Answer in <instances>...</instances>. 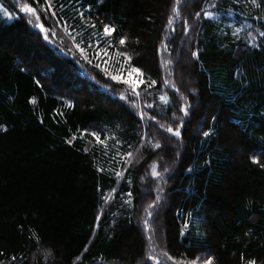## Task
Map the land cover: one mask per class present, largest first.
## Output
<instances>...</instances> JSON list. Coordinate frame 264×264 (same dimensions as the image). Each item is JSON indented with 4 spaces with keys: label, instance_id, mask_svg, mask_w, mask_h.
Instances as JSON below:
<instances>
[{
    "label": "trees",
    "instance_id": "16d2710c",
    "mask_svg": "<svg viewBox=\"0 0 264 264\" xmlns=\"http://www.w3.org/2000/svg\"><path fill=\"white\" fill-rule=\"evenodd\" d=\"M53 2L57 17L85 41L82 47L104 24L115 27L111 53L126 51L143 83L130 78L140 93L133 95L128 84L92 66L99 60L82 59L69 35L71 57L55 52L20 11L21 2L0 0V123L7 127L0 132V259L74 264L83 253L79 264H155L146 260L150 252L159 264H172L166 251L174 259L212 255L216 264H239L241 252L264 257V170L249 160L264 149V47L251 48L245 36L255 34L264 13L215 0L217 8L209 10L216 19L196 20L204 0H182L172 31L165 25L173 0ZM42 20L46 28L64 30L50 15ZM237 27H244L240 39L231 35ZM121 34L124 46L116 43ZM105 59L110 71L121 66L111 55ZM150 80L157 83L148 88ZM186 105L185 117L179 109ZM177 125L180 137L166 131ZM84 129L117 137L121 153H134L132 163L121 156L113 161L114 149L105 155L89 146L90 136L64 143ZM153 164L162 178L152 175Z\"/></svg>",
    "mask_w": 264,
    "mask_h": 264
},
{
    "label": "snow or ice",
    "instance_id": "6c2138e0",
    "mask_svg": "<svg viewBox=\"0 0 264 264\" xmlns=\"http://www.w3.org/2000/svg\"><path fill=\"white\" fill-rule=\"evenodd\" d=\"M71 2V0H69ZM77 3H79V0H76ZM40 0H32V3L24 2V3H18V6L20 8V11L26 14H29L31 17H35V26L40 29V32L43 34L44 40H49V35H55V29L46 28L43 23H40L41 15H38V8L35 6H32L33 4L39 5ZM233 4H239L244 3L245 5H251L255 9H259L261 13H264V0H232ZM182 4V0H173V4L171 7V15L167 19V24L165 27L171 28L172 31H175V29L172 27L175 21V18L180 15V5ZM217 3L215 0H204V6L200 7L199 11L195 12L194 19L196 20H214L216 19L217 13L215 11H210L209 9H215L217 8ZM2 7V6H0ZM56 5L54 4L53 0H43V5L40 7V12L44 15H50L56 22L57 26L62 25L63 29L65 31V34L69 35L70 39L74 41V48L78 50L79 56L87 61L89 64H92V61L94 59H97L100 61V63L92 64V66L101 72H103L104 75H106L109 79L116 82H123L124 84H128L130 86V90L133 95L139 96L140 93L137 92V82L135 80L130 79L131 77L135 76L137 80H139L141 83H143L144 73L139 67H134L131 65L130 61L132 57L126 52V51H115L114 53H111V49L115 47V45L111 42V38H113V34L117 31V29L110 24H104L102 27V31L95 32L94 35L97 37L95 41H92L91 43H88L85 47H82V44H85V41L83 39L77 41L76 35L72 34L71 26L67 23L63 22L62 17H57L56 11H54ZM65 5H61L60 8L63 9ZM77 11V15L80 16L81 20L85 19L84 13ZM229 14H231V11L229 10ZM4 15L11 18V14L8 12L7 9H4ZM257 19L264 21V14L258 15ZM29 23H33V20L29 19ZM89 28L95 29V24H88ZM245 27L248 29H252V25L248 24ZM190 28V25L188 23V20L185 19L183 21V30L187 32ZM264 23H261L256 29L255 34L253 31H247L245 33V36L248 38L246 40V43L251 48H261L264 47ZM244 31V27H237L231 31V35L235 37L236 39H240V33ZM127 38L123 36L122 34L119 36V39L116 41V43L120 46L126 45ZM161 47L163 49L167 48V45L162 44ZM89 50L92 51V56H89ZM193 57L199 58V51H193L192 53ZM112 56L113 63L120 64L121 66L119 68L112 69L110 71L111 65H109V62L105 57ZM116 57L122 58V62L120 60H116ZM101 63H103L105 66L101 67ZM127 72L129 78H125L124 73ZM238 76H242L243 73H236ZM39 83V81H37ZM157 82L155 80H150V82L147 84L148 88H151L153 85H155ZM124 99L125 97H121ZM160 100L164 103L168 102V99L166 96L161 95ZM32 104H36V100L33 99L30 101ZM68 107H73V105L68 104ZM151 107V105H148ZM189 106H184L179 109L180 112H182L185 116L189 115L188 111ZM58 115H62L61 113H58ZM143 118V115H142ZM152 119H155V117H152ZM213 121H215L216 117L212 118ZM41 123H43V120H41ZM163 127V125L161 126ZM7 127L0 123V132H6ZM79 131V130H78ZM166 131L169 133H172L176 137L181 136L180 131V125H177L175 130L173 127H167ZM211 133L208 131H205L203 135L205 137H208ZM85 136H90L92 139L88 141V145L92 146L93 143L95 146H98L105 155L108 154L110 149H114L115 155L112 157V160L115 161L116 156H121L122 162L124 164H130L133 161L134 153L133 152H124L121 153L120 146L122 145V142L115 136H106L102 138V135L98 131H89L87 129H84L83 131H80L79 136L73 135L69 138L65 139L64 143L73 146V142L77 139H83ZM143 139V137H142ZM109 141H112L111 144H109ZM155 147L159 148L160 145L157 143ZM84 152L89 151V147H85L83 149ZM123 157H127V159H123ZM249 160L251 164L257 165L260 169L264 170V149H262L259 152H253L249 156ZM97 171L103 172L105 171L104 168L98 167ZM114 172V175L117 177H122V172H117L114 169L112 170ZM165 172L168 171L167 168L164 169ZM190 171V169H189ZM152 175L154 177L162 178V174L157 171V165H152ZM115 191V189H113ZM129 196L131 193L128 194ZM111 197V193L108 197H104L105 202H107ZM153 205H149L148 207L151 208ZM148 215L151 216V212H148ZM97 219H100V216L98 215L96 217ZM145 229H149L148 221H144ZM189 227V224L184 225V229H187ZM183 234V233H182ZM245 236L249 235V232H245ZM30 239L35 240L37 243L40 241V237L37 233L32 232ZM148 239L151 241L152 236H149ZM245 247H247L245 245ZM88 251V246L86 245L84 247V252ZM163 255L167 258V260L172 261V264H216V258L212 255H208L206 257L201 256H195L192 259H174L173 256L169 255L168 252H164ZM146 260L149 261H155V264H159V260L151 255L150 252L145 254ZM0 257H5V253L3 250H0ZM83 253L81 255L76 256L74 264H79V262L82 260ZM25 258L20 256L13 255L11 257H6L5 259H0V264H20ZM239 264H264V257H256V256H246L244 252H241L239 255Z\"/></svg>",
    "mask_w": 264,
    "mask_h": 264
},
{
    "label": "rangeland",
    "instance_id": "374dc122",
    "mask_svg": "<svg viewBox=\"0 0 264 264\" xmlns=\"http://www.w3.org/2000/svg\"><path fill=\"white\" fill-rule=\"evenodd\" d=\"M18 2L24 3L25 0H17ZM38 15H41V20L40 23H43L42 20V13L40 12V8H38ZM23 15L29 19L33 20V23H30V25L43 37V34L40 32V29L35 26V17H31L29 14L23 13ZM44 24V23H43ZM45 26V25H44ZM46 27V26H45ZM56 34L55 35H49V40H44L55 52L65 56V57H71L69 54L70 48L72 47L71 41L69 40L67 34H65L64 30L58 31V28H54ZM44 39V38H43ZM69 50V51H68ZM73 58V57H72ZM80 68V72L82 75H84L88 79H92L93 81L95 80V76L89 71L85 70L81 64H78ZM185 116V115H184ZM186 117V116H185Z\"/></svg>",
    "mask_w": 264,
    "mask_h": 264
}]
</instances>
